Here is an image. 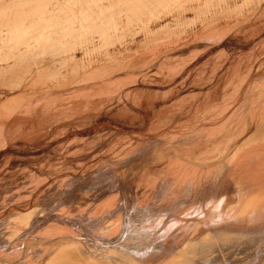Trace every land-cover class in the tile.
Masks as SVG:
<instances>
[{
  "label": "rangeland",
  "instance_id": "rangeland-1",
  "mask_svg": "<svg viewBox=\"0 0 264 264\" xmlns=\"http://www.w3.org/2000/svg\"><path fill=\"white\" fill-rule=\"evenodd\" d=\"M262 108L264 0H0V115L19 119L0 128V234L34 220L0 264H37L75 236L92 246L112 215L160 251L240 223L260 239L232 264H264V202L244 210L264 182L216 172Z\"/></svg>",
  "mask_w": 264,
  "mask_h": 264
},
{
  "label": "bare ground",
  "instance_id": "bare-ground-1",
  "mask_svg": "<svg viewBox=\"0 0 264 264\" xmlns=\"http://www.w3.org/2000/svg\"><path fill=\"white\" fill-rule=\"evenodd\" d=\"M8 26V25H7ZM21 26H23L21 24ZM23 29L25 30V28L23 27ZM27 33V32H26ZM35 40V39H34ZM41 41V40H40ZM31 43H33V40H31ZM9 62V61H8ZM18 99V98H17ZM12 102V101H11ZM11 104V103H10ZM12 105V104H11ZM5 106V105H4ZM51 106V105H50ZM58 108V106H56ZM28 109V108H27ZM53 109V108H51ZM56 109V108H55ZM53 109V110H55ZM66 109V108H65ZM49 110V109H48ZM57 110V109H56ZM255 110V109H254ZM253 110V111H254ZM0 111H2L0 109ZM4 111V109H3ZM2 111V112H3ZM257 111V110H256ZM255 111V112H256ZM5 112V111H4ZM259 113V112H258ZM1 114V113H0ZM32 113H30L31 115ZM253 114V113H252ZM3 115H8V114H3ZM254 115V114H253ZM257 113H255L254 117H253V122L257 125V130L256 133H253L254 135L248 136L247 139L244 141V143L239 146L236 150H234L233 152L231 151V154L227 157L221 156V158H219V164L217 165L216 168V172L218 174H220L222 176V174L225 175L226 171H231L233 172V174L238 173L237 175L239 176V178H241V180L237 181H243L242 178H247L248 181L251 182H255L254 185L261 181L264 182V165L259 163L258 157H262L264 156V108H262V112L260 113V116L257 117L256 116ZM7 117V116H5ZM4 116L0 115V128H6L7 130H12L14 129L18 124H19V119L18 118H12V119H5ZM11 117V115H10ZM19 117V116H18ZM8 118V117H7ZM21 118V117H20ZM230 119V118H229ZM243 119V118H242ZM229 123V122H228ZM252 123V122H251ZM245 126V125H244ZM247 127V126H246ZM24 129V128H23ZM246 129V128H245ZM247 130V129H246ZM20 131V130H19ZM225 131V130H224ZM246 132V131H245ZM224 134V133H223ZM8 139V138H7ZM248 147H254L252 150H247L246 148ZM247 150V151H246ZM213 172V171H211ZM215 172V171H214ZM232 174V175H233ZM217 176V175H216ZM228 176V175H226ZM224 176V177H226ZM232 177V176H231ZM237 177V176H236ZM219 178V177H218ZM227 178V177H226ZM217 181V177L214 178ZM222 179V177H221ZM245 179V180H247ZM236 180V179H234ZM220 181V180H219ZM223 182V181H222ZM221 182V183H222ZM225 183V182H224ZM234 183V181H233ZM246 185V182H243ZM249 183V182H248ZM219 184V182H218ZM216 184V186L218 185ZM235 184V183H234ZM253 184V183H252ZM215 185V184H213ZM254 185H252L251 187H253ZM214 186V187H216ZM224 186V185H223ZM237 186V185H236ZM235 186V187H236ZM244 186V184H243ZM250 186V185H248ZM221 187V186H220ZM168 188V186H167ZM225 188V187H224ZM245 188V187H243ZM242 188V190H243ZM247 188V187H246ZM221 189V188H220ZM249 189V188H248ZM240 190V189H239ZM247 190V189H246ZM252 190V189H251ZM259 190V188H258ZM166 191V190H165ZM241 191V190H240ZM164 192V191H163ZM162 192V193H163ZM223 192V191H222ZM244 192V191H243ZM247 193L249 191H246ZM161 193V194H162ZM224 193V192H223ZM238 193V192H237ZM246 194V193H245ZM250 194V193H248ZM247 194V195H248ZM160 195V194H159ZM225 195V194H224ZM163 196V195H162ZM242 197V194L239 195V197ZM244 196V194H243ZM252 196H254V194H252ZM251 197V195L249 196ZM243 198V197H242ZM252 198V197H251ZM241 199V198H240ZM248 199V198H247ZM244 200V199H242ZM237 201V200H236ZM240 201V200H239ZM149 202V201H148ZM243 201H241L242 203ZM262 202H264V192H260V194H256V196H254L252 199H250L247 204L244 206V210L247 211L246 213L248 214V210L254 211L257 206H259ZM150 203V202H149ZM235 203V202H234ZM233 203V204H234ZM240 204V203H239ZM140 205V204H139ZM142 205V204H141ZM144 205V204H143ZM148 205V204H147ZM229 205V203H228ZM227 205V206H228ZM232 205V204H231ZM146 206V205H144ZM143 206V207H144ZM150 206V205H149ZM232 207V206H231ZM242 207V205H241ZM141 208V207H139ZM226 208V207H224ZM228 208V207H227ZM260 208V207H259ZM263 208V206H262ZM147 209V208H146ZM223 209V208H222ZM233 209V208H231ZM238 209V207H237ZM237 209L235 208V210L232 212V214L235 212L237 215ZM239 209H240V205H239ZM140 210V209H139ZM145 210V209H144ZM121 211V210H120ZM141 211V210H140ZM224 211V210H223ZM135 212V211H134ZM146 212V211H144ZM231 212V211H230ZM260 212V211H259ZM143 213V211H142ZM148 213V211H147ZM45 214V213H44ZM125 214V212H124ZM242 214V213H241ZM262 215V212L260 213ZM264 214V212H263ZM147 215V214H146ZM205 215V214H204ZM228 215V214H227ZM258 215V214H257ZM31 213H28L27 215H21V214H17L12 221L10 222V224L8 226L5 227V229L3 230V232L0 234V244L4 241H9L10 239H12L13 237H15L16 233L19 232L20 229V225H32V221L34 222V220H32L30 218ZM105 218L109 217L103 215ZM115 216V215H112ZM111 216V217H112ZM126 216V215H124ZM123 216V217H124ZM145 216V214H144ZM212 215H210L211 217ZM215 216V215H214ZM252 217V215H250ZM44 217V216H43ZM42 217V219H43ZM46 217V215H45ZM110 217V218H111ZM128 217V216H126ZM207 217V215H206ZM209 217V215H208ZM240 217V216H239ZM238 217V218H239ZM264 217V216H263ZM109 218V219H110ZM113 219H115L114 217H112ZM234 218V216H233ZM232 218V219H233ZM236 218V217H235ZM237 218V220H238ZM246 218V215H245ZM248 218V216H247ZM250 218V217H249ZM258 218V216H257ZM262 216H260V220H261ZM40 219V220H42ZM105 223V225L101 228L97 229L101 232H99L100 236L95 238H93V242L92 246L89 244L88 246H86L85 243H82L79 239H76L77 236H75L73 239H69L62 241L61 243H52L50 245V247L46 248V250L44 251V255L41 257L40 255V259L38 260L37 264H205L204 262L206 260L209 259H213V258H218V262L220 264H232V260L236 259L238 256H240V251L244 250L245 246L248 245V247L252 248V250L255 247H251L257 244V242L259 241V237L256 235H251L249 231H236L235 229H238V224L240 225V223L236 224L234 223L237 227H235L234 230H230V228H234L233 227H229V225L227 224L226 226L227 228H220L218 230H214L209 233H206L204 235H202V237L198 236L196 237V235H193L191 238H188L182 235L181 236L184 237V239L186 240L183 244H181V246H179V248L174 247V246H169V248H163L161 249L162 251H160V247L162 246H157V248L151 247L150 245L145 244V242H143V238L140 235V232L138 233L135 232L134 233L131 232L130 227H129V223H128V227L129 228V232L126 230L125 227H122L123 230H120V228L118 227L119 223H120V219L117 220H109ZM263 219V218H262ZM99 220H101V218H99ZM128 221H130L129 219H127ZM126 220V221H127ZM146 220V218L144 219ZM176 220V219H175ZM188 220V219H187ZM250 220V219H249ZM256 220V218H255ZM259 220V219H258ZM264 220V219H263ZM92 221V220H91ZM98 223V218L96 220H94V222ZM103 221V219H102ZM102 221H100V225L103 224ZM123 221V220H122ZM127 221V222H128ZM172 221V220H171ZM177 221V220H176ZM191 221V220H190ZM190 221L188 224H190ZM244 221V220H243ZM247 221V220H245ZM253 221V220H252ZM93 222V221H92ZM90 222L89 225L92 223ZM93 222V223H94ZM131 222V221H130ZM185 222V221H184ZM188 222V221H187ZM203 222V221H202ZM234 222V221H233ZM260 222V221H259ZM37 223V222H36ZM124 223V222H123ZM199 223V221H198ZM201 223V222H200ZM222 223V222H221ZM220 223V224H221ZM230 223V222H229ZM232 223V222H231ZM258 223V221L256 220V224ZM262 223V222H261ZM260 223V225H261ZM127 224V223H126ZM134 224V223H133ZM185 224V223H184ZM183 224V225H184ZM192 224V221H191ZM233 224V223H232ZM231 224V226H232ZM250 224V223H249ZM247 224V225H249ZM259 224V223H258ZM34 225V224H33ZM65 225V224H64ZM63 225V226H64ZM88 225V224H87ZM86 225V226H87ZM93 225V224H92ZM91 225V227H92ZM95 225V223H94ZM97 225V224H96ZM99 225V227H100ZM123 225V224H122ZM160 225V224H159ZM203 225V223H202ZM253 225V224H252ZM250 224V226H252ZM264 225V224H263ZM30 226V225H29ZM126 226V225H125ZM131 227L133 226L132 223L130 225ZM135 226V225H134ZM140 226V225H139ZM142 226V225H141ZM158 226V225H157ZM164 226V225H163ZM186 226V225H184ZM193 226V225H192ZM191 226V227H192ZM195 226H197V223L195 224ZM208 226V224H207ZM212 226V225H211ZM220 226V225H219ZM222 226V224H221ZM254 226V225H253ZM54 227V226H53ZM90 227V226H89ZM88 227V228H89ZM90 227V228H91ZM136 227V226H135ZM153 227V225H152ZM165 227V226H164ZM205 227V226H204ZM203 227V228H204ZM210 227V226H208ZM215 227V226H212ZM242 226H240L241 228ZM248 227V226H246ZM259 227V225H258ZM257 227V228H258ZM48 228V227H47ZM51 228V227H50ZM137 228V227H136ZM139 228V227H138ZM183 228V227H181ZM185 227L184 230H186ZM207 228V227H206ZM211 228V227H210ZM244 228V227H243ZM251 228V227H250ZM256 228V229H257ZM260 228V227H259ZM54 229V228H53ZM71 229V228H70ZM92 229V228H91ZM87 231V227H86V231L87 233H91ZM118 229H119V234L121 232V234H118ZM135 229V228H134ZM157 229V227H156ZM159 229V228H158ZM164 229V228H163ZM180 229V228H179ZM192 229V228H190ZM201 229V228H200ZM215 229V228H213ZM217 229V228H216ZM247 229V228H246ZM261 229V228H260ZM263 229V228H262ZM22 230V229H21ZM47 230V229H46ZM154 230V229H153ZM183 232H187L184 231ZM195 230V229H194ZM210 230V229H209ZM251 230V229H249ZM254 230V229H253ZM35 231V230H34ZM53 231V230H52ZM58 231V230H57ZM56 231V232H57ZM94 231V230H93ZM147 231V230H145ZM156 231V230H155ZM154 231V232H155ZM161 231V230H160ZM159 231V232H160ZM182 231V230H181ZM193 231V229H192ZM191 231V232H192ZM252 231V230H251ZM259 231V230H258ZM262 231V230H261ZM144 232V231H143ZM142 232V233H143ZM207 232V231H206ZM256 232V230L254 231ZM60 234L63 233H67V232H59ZM167 233V232H166ZM171 233V232H170ZM196 233H198L196 231ZM253 233V232H252ZM260 233V231H259ZM264 233V232H263ZM79 234V233H77ZM92 234V233H91ZM151 234V233H150ZM159 234V233H158ZM176 234V231H175ZM194 234V233H193ZM87 235V234H86ZM95 235V232H94ZM153 235V233L151 234ZM156 235V234H155ZM188 235V234H187ZM262 236V234H260ZM259 235V236H260ZM83 236V235H82ZM148 237V235H146ZM171 236V235H170ZM87 237L89 238V235H87ZM95 237V236H94ZM146 237V238H147ZM154 239V236H151ZM166 237V236H165ZM173 237V235H172ZM82 238V237H81ZM84 238V237H83ZM86 238V237H85ZM87 238V239H88ZM156 238V237H155ZM161 238V237H160ZM167 238H169L167 236ZM179 238V236H178ZM263 238V236H262ZM14 239V238H13ZM86 239V241H87ZM149 239V238H148ZM165 239V238H164ZM180 239V238H179ZM182 239V238H181ZM180 239V242H181ZM150 240V239H149ZM157 240V238L155 239ZM174 240V238H173ZM85 241V240H84ZM147 241V240H146ZM151 241V240H150ZM154 241V240H153ZM159 241V240H158ZM157 241V242H158ZM164 241V240H163ZM264 241V240H263ZM174 242V241H173ZM179 242V241H178ZM261 242V241H260ZM19 243V242H18ZM154 243V242H153ZM160 243V241L158 242ZM162 243V242H161ZM164 243V242H163ZM162 243V245H163ZM172 243V242H171ZM263 243V242H261ZM178 246V243H175ZM17 245V243H16ZM159 245V244H158ZM260 245V243H259ZM259 245H258V249H259ZM262 245V244H261ZM153 246V244H152ZM156 246V245H155ZM264 246V245H263ZM242 247H244L242 249ZM43 248V247H42ZM249 248V249H250ZM260 248H262V246H260ZM242 249V250H241ZM248 250V249H247ZM261 250V249H259ZM264 251V249H262ZM245 251V250H244ZM249 251V250H248ZM262 251V252H263ZM252 252V251H250ZM257 252V250H256ZM250 254L248 256V258H252L255 254ZM260 252V251H259ZM8 254V253H7ZM247 252H246V256H247ZM262 253H260L259 255H261ZM264 256V252L262 254ZM244 257V259L247 257ZM258 257V253L257 255H255V257ZM262 256V260L263 259ZM169 258L165 263L164 262H160L165 258ZM243 257V256H242ZM261 258V257H260ZM258 259V258H257ZM166 260V259H165ZM243 260V258H242ZM249 260V259H247ZM240 261V260H239ZM246 262V260H243ZM237 262V260H236ZM241 262V261H240ZM248 262V261H247ZM260 263V262H259ZM264 263V262H263ZM238 264V262H237ZM242 264V263H239Z\"/></svg>",
  "mask_w": 264,
  "mask_h": 264
}]
</instances>
